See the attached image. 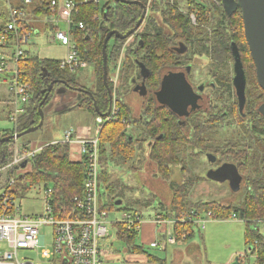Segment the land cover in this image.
Returning <instances> with one entry per match:
<instances>
[{"label": "trees", "instance_id": "obj_1", "mask_svg": "<svg viewBox=\"0 0 264 264\" xmlns=\"http://www.w3.org/2000/svg\"><path fill=\"white\" fill-rule=\"evenodd\" d=\"M23 1L14 2L13 5L11 4V8H21ZM35 1L40 4V8L35 12V17L42 18L43 16L49 17L51 15L48 8L53 1L60 2L61 0ZM125 1H140L146 4V0ZM212 1L215 0H186V9L190 13L185 16L178 9L181 0H173V2L172 0H152L150 13L146 18V23H144L145 27L143 26L144 28L142 27L140 31L138 30L133 35L136 41L135 43L133 42L135 46L133 45V48H128V51H126L122 87H127L129 90L134 87L132 82H142L140 64H143L150 72V76L146 79V86L153 93L159 89L161 74L165 69L189 68L192 72L194 61L196 58L200 59V55H207L210 58L211 66H213L209 70L215 71L218 65L235 62L232 51V45L234 44L238 49L243 69L244 65H246V69L250 71V74H253V79L256 80V85L251 91L247 92L246 86V102L243 109L240 111L239 101L236 99L233 105L224 109L229 110L227 115L212 116L205 123L201 122L198 112L187 121V127L191 131L188 135L181 128L177 116L172 114L167 108L160 106L153 93L145 102L144 114L147 120L139 123L132 120V110L125 103L124 96L120 94L121 96L117 97L119 113L116 118L105 122L100 136V161L102 166L100 180L102 194L100 198L102 208L112 211L113 208L117 207L120 198L115 197L116 195L113 191L114 185L111 183L112 172L110 167L112 165H120L121 161L132 163L137 156V149L134 147L136 143L150 141L148 142L151 145L149 147L150 160L158 165V175L169 184L173 193V199L170 204L165 205L159 202L158 208L160 212L157 214L161 213L164 218L171 220L180 218L182 214L191 215L192 213L200 215L211 213L222 221L231 220L233 216H236L245 224V244L247 247H251L249 252L240 257V261L242 264H264V233L260 231V228H264V155L262 158L256 159L261 155L259 151L255 150L252 154L247 150L245 151L244 156L246 159L259 160L261 171L258 170L256 175H253L254 178L249 177L247 179L248 184L245 196L243 202L239 205L223 206L216 202H193L191 200V192L197 182L201 180L199 177L193 178L189 176L190 178L182 184L171 181L173 166L181 165L182 163L185 165V159H196L201 153L208 151H213L214 153H207V155L212 154L213 157L217 158V163L213 166L216 167L225 163L233 164L238 168L242 178H244L245 173L241 170V158H237L234 152H226L222 154V157L227 161L221 162L217 156L220 154V147H214L205 138V131L214 132L219 127H228L235 122L242 126L244 119L248 118L249 123L246 126L248 127L246 133L251 137H254V135L259 136L264 141V115L259 111L260 106L264 104V91L258 84L256 67L245 38L242 12L237 9L229 17L223 5L225 0H217L215 4ZM234 1L236 2L237 0ZM106 10L107 13H105ZM142 12V8L138 5L106 0L102 7L93 3L86 4L74 18L76 26L71 31L72 41L76 44L81 58L88 63L89 67L94 68L97 79L96 90L90 91L93 98L82 97L79 107L90 114L94 120L108 112L109 97L107 89L113 90L110 84L111 72L115 71L121 49L126 42V40H121L118 37H112L108 43L107 88L104 81L102 55L104 40L110 32L115 31L121 35H126L135 29ZM190 14H194L197 18L196 24H192ZM98 15L100 17L97 19ZM212 16H223L226 22L230 23L233 29L232 37L226 34L224 23L212 26L209 30L207 29L206 24ZM80 22L84 24V29H79L78 24ZM7 23L8 21L4 19L3 24L0 25L2 32ZM34 28L35 25H24L22 34L35 33ZM55 30V28L48 26L45 30L42 29V32L48 31L53 34ZM179 42L188 48L186 54L181 55L172 49ZM5 47L11 46L6 45ZM27 53L28 58L19 65V72L21 81L29 87L31 98L26 114L18 120V134L37 126L41 122L39 106L47 95L48 87L52 82L65 81L71 87L89 91L79 84L76 74L60 69V61L40 58L38 55H33L31 51ZM112 63V67L110 66L109 68ZM213 75L216 78L215 74ZM224 82V80L221 81V90L223 89V92L228 90L227 86L229 89L232 86L234 88L233 80L232 85ZM59 86L61 84H55L42 109L50 104L54 91ZM230 96L234 98L232 94ZM128 122L132 126L137 125L140 127L138 138L132 136L133 134L127 129ZM12 132L14 130L7 132V134H0V138L7 137ZM10 143L12 141L0 143V162L4 157H7L6 148L8 149ZM28 145L29 143H23L24 147ZM63 148L64 153H61ZM195 150L199 152L195 153ZM69 152V146L58 144L36 154L30 163V168L33 166L32 174L19 175L15 178L19 187L17 195H19L20 199L25 197L31 188H39L41 190L51 186L55 192L56 215L64 217L60 213L61 209H68L70 201L82 194L87 172L84 162L76 163L69 160ZM248 156L250 158H247ZM12 174L9 177H14ZM128 204L133 208L129 210L130 207H128L125 210L145 218L142 213H138L134 209L136 202L129 201ZM115 225L118 240L126 244L129 251L134 254L146 253L145 246L139 244V232L127 231L125 225L121 223H116ZM193 226L191 222H178L175 224L174 233L176 234L177 242L186 241L194 236ZM185 235L190 236L184 238ZM147 258L151 263L167 264L165 259L151 254H147Z\"/></svg>", "mask_w": 264, "mask_h": 264}, {"label": "rangeland", "instance_id": "obj_2", "mask_svg": "<svg viewBox=\"0 0 264 264\" xmlns=\"http://www.w3.org/2000/svg\"><path fill=\"white\" fill-rule=\"evenodd\" d=\"M9 1L13 3L18 2V0H0V25L3 24L4 19L6 21L9 19ZM215 1H212V3L215 4ZM34 2L35 4L34 6L32 5L31 10L38 8L39 6L37 1L34 0ZM151 2L152 0H146L145 2L147 6V16L150 13ZM186 8V0H181L180 7H178V9L182 14L188 16L190 12H188ZM192 16H194V14H190V18ZM99 17L100 15L97 16V19ZM209 19L210 20L206 24L208 30L211 29L212 26H217L224 23L223 26L225 27L226 34L232 37L233 29L230 26V23L226 22V19L223 16H212ZM145 21L144 23H146ZM144 23L140 26L139 31L144 26ZM192 24L195 23L192 22ZM63 30L65 32L67 31L65 27ZM133 42H136L133 36L126 39V42L121 49L117 67L115 71L111 72L110 84L112 85L113 89V107L111 114L113 113L114 119L119 113L117 97H120V94H122L124 96L123 98L125 103L132 110V120L139 123L143 121L140 118L143 114V110H145V99H143V97L136 92L135 86L129 90L127 87H122V76L126 59V51H128V48H133ZM31 43H34V45L31 47L25 46V49L32 50L34 55H38L40 58L64 61L68 56V48L60 45L58 42H55L51 32H44L42 34L32 36ZM199 58L201 60L196 58L194 61V68L192 69L190 75L191 82L195 84H199L201 82H204L205 84L216 82L218 85V88H214L213 86L210 87L208 85L206 86L209 87V89L206 91V94L212 95V101H207L206 109H203L199 112L201 122L205 123L206 121H209L212 116L227 115L229 110L224 109L233 105L234 100H236V92L235 89L232 88L233 86L231 89H229L227 86L228 90H224V92L222 91L223 89L221 90V81L223 80L225 81L224 83H229L232 85V80L235 74V62H228L221 66L218 65L215 71H211L209 68L213 65L211 66L210 58L207 55H200ZM112 65L113 63L109 65V68L110 66L112 67ZM246 68V65H244V72H246L247 76L248 92L255 87L256 80L253 79V74H250V71ZM163 72L167 73L168 71L165 69ZM213 74H215L216 78H214ZM75 76L79 84L89 90L88 92L96 90L97 79L93 67L90 66L83 71L77 72ZM136 83L137 82H135V84ZM9 84L10 81H0V100L6 101L5 103H7V106H9V102L12 101V98L9 96L8 92ZM230 94H232L234 98H231ZM82 97L83 96L81 92L77 90H72L63 85L59 86L55 90L50 104L43 109V126L39 130L32 132L21 139H18V143L23 144L30 142V147L38 150L39 147L47 145L48 143L52 142V140H61L62 138L64 139V131L66 129L67 131H73L72 128L75 130L78 129V133L73 135V141H77L81 133L82 136L85 135L84 130L86 128L90 129V119L92 117H90V114L85 113V111L79 107ZM9 111L10 110H8L6 114H3L4 120H0V134H7L9 129H12L13 127V123L10 122L12 108L10 114ZM92 119L94 118L92 117ZM97 119L94 120L92 134L97 129H100V124L96 123ZM248 123L249 119L245 118L244 124L242 126L235 122L228 127H219L214 132L205 131L204 135L214 147H220L221 151L217 156L221 162L227 161L222 157V154L226 152H234L237 158H241V170H243L245 174L240 191L233 192L230 190L227 183H216L215 181L207 178L210 168L215 167L211 165L212 163L208 158V155L212 154L207 155V153H214L213 151L203 152L196 159H185V165L182 163L181 165L173 166L171 181L182 184L190 177L201 178V180L197 182L191 192V200L193 202H216L223 206L241 204L243 202L245 190L248 184L247 179L249 177L254 178L253 175H256L258 170L261 171V163H259V160L256 159L262 158L264 155V141L261 140L259 136L254 135V137H251L246 133L248 128L246 126ZM104 124L105 123H103L102 127ZM127 129L131 132V134H133L132 136L138 138L140 127L137 125L132 126L129 123ZM12 133H9V135ZM187 134L189 135L190 133ZM148 142L150 141L136 143V146L134 147L137 149V156L132 163H124L121 161L120 165H112L110 167V171L112 172L111 183L114 185L113 191L116 195L115 197H119L120 201H123L121 205H117V207L110 211V222L115 224L122 222L123 215L125 213H129V210H125V208H132L128 205L129 201L136 202L134 209L138 211V213H146V220H150L151 217L154 218L156 212H160V209L158 208L159 202L170 204L173 199V193L170 190L169 184L158 175V165L150 160L151 158L149 157L150 149ZM46 149L47 148L44 150ZM246 150L251 154L256 150L259 151L261 155L252 161L251 159L245 158L244 154ZM6 151H8L7 148ZM70 152L69 160L72 161L73 159L71 158ZM197 152L199 151L195 150V153ZM61 153H64V148L61 150ZM181 158H183V156H181ZM247 158H250V156ZM32 172L33 166H31L29 170L22 171L21 175H30ZM168 189L170 191H168ZM43 191V188L41 190L39 188H31L25 197L18 200V206L21 209L22 215H44L45 200L43 197ZM168 192H171V197H168ZM157 195L160 197L162 202L157 198ZM220 221L222 220H219L215 217V220L210 221L206 225V229H201L199 226L194 225V236L186 241H178L175 245H169L167 250H159L151 248L149 245H145V254H134L133 252L129 251L127 245L118 240L116 235V225H111L109 236L102 241L103 250L101 253V258L104 264H148L146 261L148 260L147 254H151L165 258L168 260L167 264H175L173 262L175 261L173 249H178L179 251L182 250L185 254L183 264H231L236 257H243L245 253L249 252L251 249V247H247L245 244L246 227L245 224L238 218L233 219L232 217L231 220L226 222ZM42 232L46 233L45 248L42 249H51L53 240L52 228H44ZM188 236L190 235H185L184 238H187ZM192 245H198V247H200L199 253H186L188 247H192ZM21 256L32 259L36 264L39 262L38 257L34 253H22Z\"/></svg>", "mask_w": 264, "mask_h": 264}, {"label": "built area", "instance_id": "obj_3", "mask_svg": "<svg viewBox=\"0 0 264 264\" xmlns=\"http://www.w3.org/2000/svg\"><path fill=\"white\" fill-rule=\"evenodd\" d=\"M93 3L102 7L106 0H61L53 1L48 8L50 16L36 18L35 12L40 8L32 9L34 0H24L19 9H11L8 23L4 31L0 30V81L10 74V97L12 108L10 122L13 123L14 132L18 135V120L27 112L31 98L29 87L21 81L19 65L28 58L25 46L29 44L31 32L22 34L24 25L51 26L55 28L54 40L68 48V56L60 62V69L76 74L89 67L79 55L78 48L72 41L71 31L76 26L77 16L83 6ZM146 6V4H144ZM147 7V6H146ZM107 11H105L106 13ZM196 24V17H191ZM66 28V32L63 28ZM79 29H84V24H78ZM6 45L11 46V54L3 55ZM5 81V80H4ZM10 98V99H11ZM112 112V111H111ZM115 113V112H114ZM99 119V120H98ZM97 129L90 138L79 136L73 141L74 131H66L61 143L52 142L39 147L38 150L18 143L14 139L8 146L7 157L0 162V264H36L22 253H34L39 259L37 264H104L101 258L103 250L102 241L109 236L110 211L102 208L100 195L102 166L100 161V136L102 125L113 119V113L105 119L98 118ZM78 146L77 151H71V158L78 157L86 165V180L81 195L74 197L68 209L62 208L64 217L57 216L53 187L44 188L45 213L43 216H24L18 206L20 199L19 187L15 178L22 171L30 169L31 159L41 153L45 148L64 144L72 149ZM26 164L25 167L23 165ZM13 173V174H12ZM14 177H9L10 175ZM16 174V175H15ZM236 216H233V219ZM215 220L211 214L180 215L178 219H167L158 214L153 223L158 232L163 234L164 240L169 245L177 244L174 225L178 222H191L193 225L206 229V225ZM127 231L141 232L143 218L139 214L125 213L122 222ZM52 228L53 240L51 249L45 248L46 233L44 228ZM153 248L158 243L150 245Z\"/></svg>", "mask_w": 264, "mask_h": 264}, {"label": "water", "instance_id": "obj_4", "mask_svg": "<svg viewBox=\"0 0 264 264\" xmlns=\"http://www.w3.org/2000/svg\"><path fill=\"white\" fill-rule=\"evenodd\" d=\"M116 2L135 4L142 8L143 13L138 21L135 29L128 32L126 35H121L118 32H110L103 44V63H104V81L108 88V66H107V46L112 37H118L121 40H126L132 37L139 29L140 26L144 23L147 16V9L144 4L140 1H125V0H115ZM224 8L229 16H231L237 9H240L242 12V19L244 23V34L249 47L251 57L254 61L256 67V75L258 84L261 89L264 91V0H225L223 2ZM233 57L235 60L234 72L235 77L233 79V84L236 87L237 98L239 101L240 111L243 109L246 102V86L247 80L246 75L243 69L242 61L238 53L236 45H232ZM141 69V75L143 80L140 84L136 86V90H139L140 96L146 97L148 90L146 87V79L150 76V72L145 68L143 64L139 65ZM186 74L190 72H185ZM180 72L174 73L170 72L163 77L160 85V89L155 93L156 100L158 104L162 107L169 109L176 116L180 118L188 117L193 112L198 111L203 106L202 98L193 93V89L187 79V75ZM62 84L69 88L67 82L65 81H56L52 82L48 87V93L45 96L44 100L39 106V112L41 117V122L27 131L18 134L17 136L11 135L4 138H0V143H8L16 139H21L22 137L39 130L43 126V109L42 106L45 104L50 92L52 91L55 84ZM88 95H92L90 92H87L83 89H79ZM110 96V105L112 106L113 98L111 91L108 88ZM96 105V104H95ZM80 106V105H79ZM259 111L264 115V104L260 106ZM99 112V111H98ZM111 114L109 110L105 115H100V117H107ZM209 161L214 162L215 157L213 155H208ZM26 164L23 165L25 167ZM207 178L218 183H224L227 181H237L240 182L243 178L240 175L238 168L233 164H225L222 167L216 170H210L207 174ZM232 185V184H231ZM238 187L235 188V191H238ZM121 204V201L117 205ZM231 264H242L240 261V256L236 257Z\"/></svg>", "mask_w": 264, "mask_h": 264}, {"label": "crops", "instance_id": "obj_5", "mask_svg": "<svg viewBox=\"0 0 264 264\" xmlns=\"http://www.w3.org/2000/svg\"><path fill=\"white\" fill-rule=\"evenodd\" d=\"M9 3H10V10L12 9L11 7H12V5L14 4L13 2H10L9 1ZM12 4V5H11ZM9 20V19H8ZM46 27H48V26H35V28H34V31H35V33H32L31 32V37H30V39H29V44L27 45L28 47H31V46H33L34 45V43H31V38H32V36H34V35H39V34H42V33H44V32H48V31H44V32H42V29H46ZM39 28V29H38ZM53 40H54V35H53ZM55 41V40H54ZM32 49V48H31ZM28 51H31L32 52V50H28ZM10 54H11V47H5V49L3 50V55L5 56V57H8V56H10ZM33 55H34V53H33ZM61 62V61H60ZM3 79V82H4V80L5 81H10V74H9V76H6V77H3L2 78ZM2 85H4V84H2ZM8 92H9V96H10V84H9V87H8ZM6 93H7V91H6ZM6 101H3V100H0V120H4V118H3V114H6L7 112H8V110H10L11 111V105L9 104V106H7V103H5ZM5 106H7V107H5ZM5 107V108H4ZM10 111H9V114H10ZM85 113H87V112H85ZM88 114V113H87ZM143 114H144V110H143ZM90 117H91V115H89ZM9 118V117H8ZM141 120H144V118H142V116H141V118H140ZM91 121H90V129H85L84 130V132H85V135H83V136H85V137H87V138H90L91 136H92V129H93V126H94V119H92V117H91V119H90ZM92 120H93V122H92ZM92 122V123H91ZM14 129V127H12V129H9V131L8 132H10V131H12ZM72 130L75 132V134H77L78 132H77V130L78 129H73L72 128ZM5 131H7V130H5ZM67 131V129L64 131V134H65V132ZM63 134V135H64ZM80 136L81 137H83L82 136V133L80 134ZM63 141V138L60 140V139H56V140H52V142H58V143H61ZM52 142H50V143H52ZM29 144H31L30 142H28ZM23 145V144H22ZM77 149H78V146H77V144L75 143V145H74V147L72 148V149H70L71 151H77ZM71 154V153H70ZM72 162H76V163H79V162H81L80 161V159L78 158V157H74V159L72 160ZM168 191H170L169 189H168ZM170 193V194H169ZM168 197H171V192H168ZM157 198L162 202V200L160 199V197L157 195ZM128 201H129V199H128ZM123 203V201H121V204ZM163 203V202H162ZM121 204H119V205H121ZM129 206H131L130 204H128ZM165 205H168V204H166L165 203ZM128 208V207H127ZM133 208V207H132ZM129 210H131V208L129 209ZM157 213L158 212H156V215H157ZM146 214V213H145ZM145 214L144 213H142V215L145 217V218H143V224H142V230H141V232L139 233V241L140 242H142V243H140L139 242V244H141V245H143V246H145V245H151L152 243H158V246L155 248V249H159V250H167L168 249V246H169V244L168 243H166V240H164V236H163V234H161V233H159L158 232V229H157V227L155 226V224L153 223V217H151L150 218V220H146V216H145ZM220 222H224V221H220ZM226 222V221H225ZM260 231L261 232H263L264 233V228H260ZM151 247V246H150ZM151 248H153V247H151ZM173 251H174V257H175V261H173L175 264H183V261H184V259H185V254H184V252L182 251V250H178V249H173ZM199 251H200V247H198V245H192V247H188V249H187V251H186V253L187 254H191V253H193V252H196V253H199ZM167 252V251H166ZM153 256H155V255H153ZM156 257H158V258H161V257H159V256H156ZM161 259H165V258H161ZM166 260V259H165ZM147 261V263L148 264H155V263H151V262H149L148 260H146ZM166 261H168V260H166Z\"/></svg>", "mask_w": 264, "mask_h": 264}, {"label": "flooded vegetation", "instance_id": "obj_6", "mask_svg": "<svg viewBox=\"0 0 264 264\" xmlns=\"http://www.w3.org/2000/svg\"><path fill=\"white\" fill-rule=\"evenodd\" d=\"M117 3H119V2H117ZM107 13V12H106ZM196 22H197V18H196ZM173 50H175V51H177L178 53H180L181 55L182 54H186L187 53V51H188V48L187 47H185L184 46V44H182V43H178L177 44V46L176 47H173L172 48ZM167 73H165V72H163L162 73V75H161V78H160V81H162V79H163V77L164 76H166L168 73H170V72H174V73H180V72H183V73H185L186 71L187 72H190V73H188V74H186L187 75V79H188V81H189V83H190V85H191V88L193 89V93L194 94H196V95H198L199 97H201L202 98V101H203V106H202V108L200 109V110H198V111H195V112H193L190 116H188V117H184V118H180V117H178L177 116V118H178V121H179V124L181 125V128L184 130V131H186L187 133H190L191 131H190V129H188V123H187V121L193 116V115H195L196 113H198V112H200L201 110H203V109H206V104H207V101H212V95L211 94H206V91L209 89V87H206L207 85L208 86H210V87H214V88H218V85H217V83L216 82H211V83H207V84H205L204 82H201V83H199V84H195V83H192L191 82V80H190V74H191V70L188 68V69H176V70H173V69H167ZM235 73V72H234ZM234 77H235V74H234ZM234 79V78H233ZM133 84H135V82H133ZM138 84H140V83H136L134 86H135V90H136V86L138 85ZM62 85V84H61ZM160 85H161V82H160ZM234 85V84H233ZM55 86V85H54ZM147 87V86H146ZM70 89H72V90H77V91H79V89H82V88H75V87H69ZM161 87H159V89H160ZM53 89H54V87H53ZM52 89V90H53ZM158 89V90H159ZM234 89H235V92H236V99H237V101H238V98H237V91H236V87L234 86ZM84 90V89H83ZM108 90V89H107ZM110 90V89H109ZM148 90V89H147ZM157 90V91H158ZM85 91H87V90H85ZM111 91V94H112V98H113V93H112V90H110ZM156 91V92H157ZM55 92V91H54ZM79 92H81V94H82V96L84 97V96H88V97H91V98H93V95H88L87 93H85V92H83V91H79ZM88 92V91H87ZM136 92L139 94L140 92H139V90H136ZM155 92V93H156ZM153 92H151V91H149L148 90V94H147V96L146 97H143V99H145V102H146V99H148L149 98V96L152 94ZM155 93H153V95L155 96V98H156V95H155ZM92 94V93H91ZM140 95V94H139ZM108 97H109V99H110V96H109V92H108ZM157 99V98H156ZM96 104V103H95ZM112 107H113V103H112V106L110 105V100H109V109H108V111L109 110H111L112 111ZM169 110V109H168ZM170 111V110H169ZM171 112V111H170ZM145 113V112H144ZM172 114H174L173 112H171ZM175 115V114H174ZM176 116V115H175ZM142 118H144V120L143 121H146L147 119L145 118V114H142ZM151 145H149V147H150ZM212 163V162H211ZM217 163V158H215V161L211 164V165H215ZM225 164H228V163H225ZM225 164H219V165H217L216 167H213V168H210V170H216V169H218V168H220V167H222L223 165H225ZM209 170V171H210ZM216 183H218V182H216ZM225 183H227L228 184V186H229V188H230V190L231 191H233V192H237V191H235L234 189L235 188H239L238 189V191H240L241 190V185L243 184V179L240 181V182H237V181H227V182H224V183H221V184H225ZM232 184V185H231Z\"/></svg>", "mask_w": 264, "mask_h": 264}]
</instances>
